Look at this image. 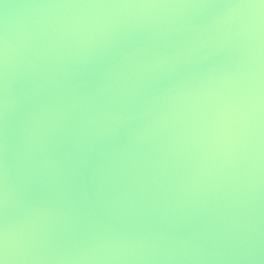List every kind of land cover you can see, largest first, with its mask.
I'll return each mask as SVG.
<instances>
[{"label":"water","instance_id":"95a60500","mask_svg":"<svg viewBox=\"0 0 264 264\" xmlns=\"http://www.w3.org/2000/svg\"><path fill=\"white\" fill-rule=\"evenodd\" d=\"M5 230L7 264H264V0H0Z\"/></svg>","mask_w":264,"mask_h":264},{"label":"clouds","instance_id":"9594fccd","mask_svg":"<svg viewBox=\"0 0 264 264\" xmlns=\"http://www.w3.org/2000/svg\"><path fill=\"white\" fill-rule=\"evenodd\" d=\"M7 176V171L5 170V177ZM5 186H6V181H5ZM7 231L5 230L4 233V252L3 255H0V264H7Z\"/></svg>","mask_w":264,"mask_h":264}]
</instances>
